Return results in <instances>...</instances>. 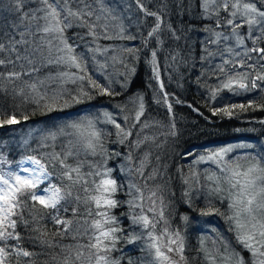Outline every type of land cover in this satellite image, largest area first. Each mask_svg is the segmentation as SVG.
Instances as JSON below:
<instances>
[{
    "label": "snow or ice",
    "instance_id": "obj_1",
    "mask_svg": "<svg viewBox=\"0 0 264 264\" xmlns=\"http://www.w3.org/2000/svg\"><path fill=\"white\" fill-rule=\"evenodd\" d=\"M9 2L12 5L10 10L19 14V24H13L12 27L18 28L20 25H24L25 21H28L29 23L35 22L36 29L35 32L28 31L26 26V31L19 33L20 39L9 36L7 45L0 42V52L15 54V60L9 57L0 58V67L7 69L11 65L13 68L10 71H0V90L4 89V82L15 85L16 82L23 81L25 75L31 76V74L38 72L39 69L34 65L37 56H39L42 65L63 66L65 70L42 80H33L31 83L23 81V85L14 87L13 92L25 97V99L31 98L37 105L43 104L46 113L82 103L85 98L91 100L94 98L93 91L98 95L112 96L117 94L111 89L112 80H108L107 85H103L93 79L92 75L88 73V62L85 59L86 54L91 53V60L97 65V71L103 72L108 65L107 63H99L96 53L103 55L109 49L97 45L96 47H86L85 53H77L78 45L69 43L70 38L65 35L66 30L75 25L86 28V35L93 38V43L101 35L105 39H111L112 37L107 35L110 21H114L118 17L112 15L113 10L106 6L103 0H94L100 6L99 12L92 8L88 0H51V2L50 0H39L44 7L27 12L24 11L25 0H9ZM73 2L83 6L74 9L71 7ZM135 3L146 15L156 17L157 23L148 33L149 36H153L160 28L159 15L148 11L142 0H135ZM210 6L220 7L229 12V18L226 19L225 23L230 26V34L224 35L221 32H213L215 39H209L207 43H219L221 39L224 41L231 39L235 43V48H225V51L232 54L234 59L224 58V54L219 53L222 63L215 65L212 73L216 76L217 83L214 86L205 85L210 93V99L218 102L223 101L224 97L221 93L225 91L233 96L259 92L256 99H248L246 103H225L222 107L211 108L210 111L213 115L231 117L242 112L264 110V47H259L260 43H264V10L258 8L256 3L243 2V0H220L219 4L217 0H204L205 11ZM37 12H42L43 15L38 16ZM238 20L239 22H237ZM217 23L219 24V21ZM245 26L247 33L242 34L240 29ZM117 27L122 34L124 27L122 25H117ZM205 31L212 32L211 29H205ZM254 32H259V35H254ZM36 33H42L40 43L32 46V42L24 37L26 35L34 36ZM5 35L9 34L5 33ZM119 38L134 39L135 37L121 35ZM78 39L83 40L84 38L78 37ZM246 40H251L253 47H247ZM17 45H28L29 47L24 48L25 54L22 55ZM237 48H242L243 51H237ZM124 51L132 54L136 50L128 48ZM205 52L206 55L201 57L202 60H207L216 55V53L209 52L207 48ZM253 53L256 54L257 59L250 63L249 61L253 60ZM152 58V63L155 65V51L152 52ZM111 59L115 63L118 58L113 56ZM21 60L26 61L32 67L23 71L25 66L21 64L22 71L14 70L16 63ZM119 62L123 64L122 60ZM134 71V68L129 69V74ZM156 76L159 78L158 71H156ZM50 82L57 84V87L49 90L48 84ZM68 83L77 85L74 90L75 95L64 87ZM160 87L163 89V83ZM167 95L164 93L165 103H167ZM65 96L68 98L66 99ZM138 99L140 103L134 116L136 122H139L144 114L142 97ZM171 107L172 105L168 104L169 110ZM18 114V109L8 114L0 107V127L19 124L21 121L17 119ZM103 115L106 121L113 124L117 129L118 142L120 144L125 143V140L132 135L131 129L126 130L122 127L109 112L105 111ZM22 119L26 121L29 117L23 115ZM124 120L128 121V117L125 116ZM147 126V124L144 125V127ZM132 127H135V124ZM65 129L71 131H65ZM103 135L97 129L95 121L83 118L67 123L64 127L49 132L47 136L42 138V140L55 141L58 136L71 137L67 147L62 152L48 154L49 164L54 168L57 165L60 166V178L62 181H68L67 185L59 186L56 183H51L53 173L49 171L48 165L33 156L25 158L32 167H24L23 162H21V166L15 171H0V264H7L8 258L13 254L17 257V264H21L20 257L31 258L34 255L33 252L26 250L19 243L22 237L16 231L18 220L25 227L29 226V221L22 219L25 198L32 202L33 209L39 205L41 211L57 213L51 219L56 225L61 226L62 230L54 233V235H64L70 230L73 223L72 220L62 218L59 215L64 203L77 205L71 208L74 216L78 214L81 203L87 206L85 211L87 217L91 219L90 221L86 219L85 223L91 229L90 239L92 242L86 246H81V248L86 247L88 255L85 257L83 250H77L73 256L72 252L69 251L62 264H76L77 261L83 264L84 260L87 261V264H119V261L110 259V253L115 250L117 242L120 240L119 233L123 231L118 226L117 217L111 214V210L119 206V202L113 198L118 190V185L111 176L112 169L105 167V159L102 164L90 165L94 170L85 174L81 170L82 163L73 166L67 162L70 158L79 155L81 149L86 153L92 155L99 153L107 158L109 153L104 148ZM144 139L147 140L148 138L145 137ZM142 143L144 140L137 141L136 146L139 147ZM236 147L252 148L254 146L250 144L230 145L209 152L207 155H200L194 161V163L209 161L217 166L216 172L207 175L206 179L215 184L211 192L226 193L224 199L228 201V208L231 212V215L220 213V210L213 208L211 201H209L208 209L206 211L201 210V214L208 215L215 212L225 215V219L230 225L229 231L235 234L236 241L242 245L243 249L249 251L254 257L250 264H264V153L255 155L249 153L235 159L228 158V154ZM191 154L189 153V155ZM128 159L131 160L132 157L129 155ZM143 168L144 162L141 161L140 167L136 168L135 172L143 176ZM89 177L91 179H88ZM191 178V181L187 177L184 180V183L189 187L192 186V181L199 183V173L196 171H191ZM45 182H48L47 186L42 187ZM77 185H79L78 191L84 193L83 197L79 194H73V189ZM131 187L135 189L138 195L134 196L133 201H129V204L133 207H140L143 213V205L134 203L136 200H144L143 191L135 184ZM184 195L188 196L189 192L186 191ZM156 197L155 191L150 192L148 199L153 206L156 205ZM159 200L161 207L158 212V219L156 218V208L150 207L148 211L154 214L151 218L147 214H141L133 216L132 221L148 230L149 243L147 248L152 256L153 264H186L184 237L179 230L170 231L169 227L166 226L168 221L164 214L163 196H160ZM68 210V208H63L64 212ZM183 219L187 221L188 217L184 216ZM161 221L165 226L157 232V225ZM32 230L39 233L35 237L37 242L47 244L48 247L53 246L45 239L48 235L46 230L40 228ZM136 239L139 237L134 236L127 242L132 243ZM8 241H16V243L9 246ZM212 243L214 248L208 249L205 247V241L201 240V251L204 252L205 264H249L240 253L230 249V245L223 237ZM217 244L219 247H216ZM53 259L55 260V257ZM23 264H33V262L29 259ZM128 264H132L131 260Z\"/></svg>",
    "mask_w": 264,
    "mask_h": 264
},
{
    "label": "trees",
    "instance_id": "obj_2",
    "mask_svg": "<svg viewBox=\"0 0 264 264\" xmlns=\"http://www.w3.org/2000/svg\"><path fill=\"white\" fill-rule=\"evenodd\" d=\"M51 2V0H50ZM39 0H25L26 7L24 11H35L39 9ZM77 5V4H76ZM12 5L9 0H0V42L7 45L9 36L15 39H20L19 33L26 31L35 32L36 23L25 21L24 25H20L18 28H13V24H19V14L10 10ZM175 10L180 13H176L173 16L175 19L172 23L174 26L183 27L186 32L182 29L179 30L178 39H170L171 47L174 52H181V57L178 63H175V69H172V62L166 60V56L162 49L158 51V73L159 78L156 79L151 67L149 65V53L147 56H143L142 50L144 49L143 38H140L142 28L140 31L134 26L128 28L129 36L135 37L134 39H126L125 43H129L131 49L136 51L131 55V59L135 57V63L138 66V74L135 76H119L118 80L114 75L111 66L108 65V74L110 80L113 81L111 85L112 91L117 93L116 95H98L95 91L92 92L93 99H84L82 103L73 104L71 107L63 108L62 110L53 111L46 113L43 104L37 105L31 98L25 99V97L17 95L13 92L14 87L23 85V81L31 83L36 79H45L48 76H54L57 72L64 71L65 68L62 66L60 69L50 68L53 65H42L41 59L37 56L35 67L39 69L38 72L31 74V76L25 75L23 81L16 82L15 85L4 82V89L0 90V107H2L6 113L11 114L13 111L18 109V118L22 119L23 115L29 117L28 120H23L19 124L5 125L0 127V171H15L21 162L26 157L33 156L41 159L49 167V171L53 173L51 183H56L59 186L68 184V181L61 180L59 171L60 166L57 165L55 168L52 167L48 162V154L54 152H62L68 145V136H58L55 141H50L44 144L45 140H42L44 136H47L49 130H45V134L37 132L41 126H52V130L64 127L67 123L72 121H79L83 118L91 119L94 121L96 113L100 114L101 110L109 112L116 122L121 124L126 130L131 129L132 135L129 136L125 143L120 144L118 142L119 137L116 135L117 129L115 126L106 121V118L97 120L96 127L104 135L102 137L104 148L109 153L107 158L90 153L84 152L82 149L79 151V155L70 158L67 162L75 166L77 163H82V172L88 173L94 169L90 165H99L104 163L106 159L105 167L112 169L111 176L116 180L118 190L114 194L113 198L119 202V206L111 210V214L117 217L118 226L123 229L120 235V240L117 242L115 250L110 253V259L119 261V264H128L131 260L132 264H142L140 259L132 258L127 253L128 246L136 244L128 243V239L132 237V230L134 229V223L132 217L138 215L135 210L136 207L130 206L129 201H133L134 194L133 188L129 186L131 181L128 173V156L129 152L134 155V160H139L145 164H149L145 175L147 178L150 177L149 171L153 170L156 163L160 161L159 173L165 175V182L168 187H160L161 192L165 195L168 194V198L174 200V202L167 208V216H171L175 213V207L177 206V219L171 223L168 222L166 225L170 231L176 228H183L178 217L183 213L187 212L182 208V201L186 197L184 193L190 192L188 196L194 197V194H198V191L206 189V182L204 181L203 173L199 174V183L192 181V186L184 183L187 177L190 181L192 169V161L199 153L208 151L210 148L219 147L233 142L241 140H264V110H255L242 112L238 115L231 117L213 115L211 108L222 107L223 104H218L217 101L210 99V93L205 85L214 86L215 83L213 78H216L209 71L208 65L205 66V60H202L203 50L201 49V40L204 20L201 11L200 0H182V3L175 5ZM37 15H43L42 12H37ZM173 14V12H172ZM191 17V18H189ZM202 31V32H201ZM8 33L9 35H5ZM83 33H86L85 28L73 26L68 28L65 35L69 37V43L78 44L77 53H85L86 46L84 41L78 39L82 37ZM148 33H143L146 35ZM38 34L34 36L26 35L24 38L32 42V46L40 43L37 40ZM98 40L106 41L104 38ZM153 44L158 45L156 40L152 41ZM162 48V42L158 45ZM20 49L21 54L24 53V48L29 47L28 45H17ZM148 47V46H147ZM146 47V48H147ZM167 52V50H166ZM9 57L15 60V54L8 52H0V58ZM170 57V56H169ZM85 59L88 62V73L92 75L93 79L97 82L107 85L108 80L106 77L108 74L97 71V65L91 60V55L86 54ZM101 59L97 58L99 63ZM23 64L25 67L23 71L32 67L27 64L26 61L21 60L16 63L14 70L22 71L20 65ZM106 69V70H107ZM13 70L12 66L9 65L7 69L0 67V71ZM204 73L205 78L202 77ZM128 80H131L130 82ZM163 83L164 87L161 89L160 85ZM57 84L49 83V90L56 88ZM69 91L75 95V89L77 85L68 83L64 85ZM43 91V89H42ZM164 93H167V103H165ZM142 97L144 104V114L141 116L139 122H132L129 118L130 114L138 110V105H135L136 100ZM67 99L68 97L65 96ZM257 97H251L256 99ZM179 101V102H177ZM246 103V102H236ZM168 104H171V110L168 108ZM225 104V101H224ZM198 110V111H197ZM35 113V114H33ZM128 117V121L124 120V117ZM248 120L255 119L249 125L241 123L236 119ZM58 120V121H57ZM135 124V127L132 125ZM147 124V127L144 125ZM54 125V128H53ZM65 131H71L65 129ZM31 133V134H30ZM175 133V134H173ZM148 139L145 140L144 138ZM144 140V143L136 146V142ZM27 141V143H25ZM118 153V154H117ZM189 153H192L189 155ZM147 154V158L145 159ZM124 174V177L122 176ZM138 177V173H134ZM88 179H91L89 177ZM158 181V179H157ZM48 184V182H47ZM44 185H42L43 187ZM47 186V185H46ZM79 190V185L73 189V194H79L81 197L84 193ZM159 188L156 190L157 197V209L159 210ZM204 192L198 194L204 199ZM226 200V199H224ZM224 202V201H223ZM23 220L29 221V226L25 227L19 220L17 223L16 231L20 233L22 239L19 242L26 250L31 251L34 255L31 258L20 257L21 264L24 261L31 259L33 264H62V261L68 252L71 251L73 256L77 250H83L85 257L88 255V249L84 246L83 241L88 240L87 244L90 243V237L92 234H88L86 230L88 224L85 223L84 217L87 216L85 211L86 205L81 203L77 215H73L71 212L72 207H76L75 204L64 203L59 215L62 218L70 219L73 221L70 230L64 235H54L58 231H61V226L56 225L51 219L53 215L57 213L52 211H41L40 206L37 205L36 209L32 208V202L28 199H24ZM197 210H201L202 202H198ZM221 207L218 209L220 213L227 214L228 208L223 210L226 204L221 203ZM179 206V208H178ZM63 208H68L67 212L63 211ZM140 211V210H139ZM191 215L193 216L194 211ZM145 210L143 208V213ZM35 217V219H33ZM77 218L83 221L84 232L77 233L74 222ZM224 228L229 231V223L225 219V215H221ZM90 221V217H88ZM168 221V220H167ZM193 220L191 219L192 226ZM160 228H157V232L164 227V223L158 224ZM40 228L46 230L48 235L45 237L53 246L48 247L47 244H41L35 240V237L39 234L34 232L32 229ZM82 231V230H81ZM199 232L196 231L194 226L191 227L189 233H185L186 246L184 248V256L186 257L189 264H205L204 257L202 256L199 247ZM233 237V236H232ZM233 237V242H234ZM136 243L139 240L135 241ZM16 241H8L9 246L15 244ZM85 245V246H86ZM242 255L245 261L250 262L254 259L252 254L241 248L236 247ZM55 257V260L53 259ZM7 264H17V257L13 254L8 258ZM76 264H81L77 261ZM83 264H87L84 260Z\"/></svg>",
    "mask_w": 264,
    "mask_h": 264
},
{
    "label": "rangeland",
    "instance_id": "obj_3",
    "mask_svg": "<svg viewBox=\"0 0 264 264\" xmlns=\"http://www.w3.org/2000/svg\"><path fill=\"white\" fill-rule=\"evenodd\" d=\"M89 3H91L92 8L97 9V12H99V5L96 4L94 2V0H88ZM104 4L106 6H108L109 8H111L112 11V15L118 17V19L114 20V21H110V28L109 31L107 33V35L111 36V39H106V41H101V40H96L95 43L92 42L93 38L90 36H87V29L86 33H83L82 37L85 39V41L83 42L84 45L86 47H96L97 45L100 46L101 48H108L109 51L105 54H100V53H96V58L101 59L100 61L102 63H107V65L111 66V69L114 73V75L116 76L117 79H113V80H120L119 79V75H125V76H135L136 74H138V66L135 63V57H133V59H131V55L130 53L124 51V49H128L130 48L129 43H125L126 38H119L121 35H123L124 37H128V28L131 27L130 25H134L139 31V28H142L141 33L139 35L140 38H143V42L145 44L144 49L142 50V54L143 56H147L149 53V65L151 67V70L153 71V74L155 76L156 79V71L157 67H158V51L160 49H162V51L164 52L165 56L167 57L166 60H168L169 62H172L173 66L172 69H175L176 67L174 66L175 63H178L179 57H181V52H174L172 47H171V43H170V39H178L179 37V30L182 29L183 31H185V29L183 27L180 28V26H174L173 24H170L169 22V16H165L164 13H171L173 12L174 6L182 3V0H142V2L144 3L145 7L148 9V11L150 12H155L159 15L160 17V28L158 29V31L153 35V36H149L148 34L143 35V33H149L153 27H155L156 23H157V19L155 16H148L146 15L143 11H141L139 9V7L136 5L135 0H103ZM220 0H217V3L219 4ZM243 2H252V3H256V6L258 8H260L261 10H264V0H243ZM77 3L73 2L71 4V7L78 8V7H82L83 5H76ZM204 4V0H201V9L203 7ZM44 5H42L41 3H39V9L43 8ZM205 11V9H204ZM217 13H219V15H217ZM205 15L208 19H212V20H216L219 21V25L217 23V27L220 26V28L222 29V31H219L218 29H216L215 25H211L210 28L212 30V32L209 31H204L203 32V46H202V50H203V56L206 55L205 49L207 48V50L209 52L212 53H216V55L209 57L207 60H205V66L208 65L209 67V71H213L215 68V65L222 63V58L219 55V53H223L224 54V58L227 59H234L232 57V54L227 53L225 51L226 47H234L235 48V43L234 40H228V41H224L223 39L220 40L219 43H207V41L209 39H215V36L213 35V32H221L224 35H229L230 34V26L226 25L225 21L227 18H229V12L224 11L222 8L220 7H212L210 6L207 11H205ZM38 16H42L39 15ZM239 22V20L237 21ZM42 23V21H41ZM117 25H122L124 27V32L121 34L119 32V27H117ZM84 28V27H83ZM240 32L242 34H246L247 33V27L245 26L244 28L240 29ZM37 40L40 41V37L42 35V33H37ZM254 35H259V32H254ZM103 38V35L100 36V38ZM105 39V38H104ZM153 40H156L158 42V45H160V42H162V48L158 45L155 46V44L152 43ZM248 41L251 40H246V46L251 48V46L248 45ZM252 42V41H251ZM55 43V41H54ZM78 45V44H76ZM253 45V44H252ZM148 46V47H147ZM147 47V48H146ZM167 50V52H166ZM237 51H243L242 48H237ZM77 51V49H76ZM155 51L156 52V64L153 65L152 63V52ZM90 55H92L91 53H89ZM253 55V60L249 61L250 63L254 62L257 57L255 53L252 54ZM116 56L118 59L117 61L114 63L111 59V57ZM170 56V57H169ZM123 61V64H121L119 61ZM59 68L62 66H50V68L54 69V68ZM108 68V67H107ZM106 68V69H107ZM134 68L135 71L131 74H129V69ZM207 68V66H206ZM104 70L102 73L107 74V70ZM246 71V69H243ZM119 74V75H117ZM108 78V77H106ZM129 82L131 80H128ZM214 83L216 84L217 81H214ZM221 95L224 97L223 101L218 102V104H224L225 103H236L238 101L240 102H247L248 99H251V97H258L259 96V92H253V93H247L243 96H233L228 92H223L221 93ZM215 102V101H214ZM139 103L140 100L137 99L135 102V105H138L139 107ZM132 111V114H130L129 118L132 120V122H135L134 120V116H135V112ZM104 110H101V113L98 114L96 113L95 115H93L94 117V121L97 120H101V117L104 118ZM58 121V120H57ZM54 128V125H53ZM49 130V132H52L54 130H52V126L48 125H44L41 126L40 129H37V132H41L43 134H45V130ZM57 130V129H56ZM51 140H45L44 144L49 143ZM241 144H250L253 145L254 147L252 148H239L236 147L233 149V151L231 153L228 154V158L231 159H235L236 157L239 156H243L246 154H257V153H264V140L262 139H257L255 138L254 140H242V141H238V142H233V143H229L226 145H222L220 147H214V148H210L208 149V151H203L201 153H199L192 161L191 165H192V169L194 171H196L197 173L200 174V172L203 173L204 176V181L206 182L207 187L209 188L210 191H205L206 194L209 195V199L210 201H214V199H217L220 203H225L226 206L223 207L224 209L228 208V201L224 200V197L226 196V193H219L216 194L214 192H211V189L215 187V184L212 181H209L206 179V176L209 174H212L213 172H216L217 170V166L209 161H205V162H201V163H194V161L197 160V158L200 155H207L209 152L212 151H216L219 150L220 148H224V147H228L230 145H241ZM129 155L132 157L131 160H128L127 163V167H128V171H129V176L131 181H129V186L131 187V185L135 184L137 187H139L144 194V200L140 201V200H136L134 201V203L136 204H142L143 208L145 210L144 214L149 215V217L151 218L154 214L152 212H149L148 209L150 207H155L157 210V219L158 217V212L159 210L157 209L156 205H152L151 202L149 201L148 197L150 195V192L155 191L159 188V185H161L160 181L163 180L165 178L164 174H160L159 173V169H160V161L158 163H156L153 167L152 171H149L150 177H154V178H147V176L145 175L146 170L149 166V164H145L144 168H143V172L144 175L141 176L138 174V177L135 176V169L140 167V163L139 160L142 157H139V159L137 161L134 160V155L129 152ZM24 167H32V165L29 162H24L23 163ZM122 176L124 177V174L122 173ZM158 179V181H157ZM47 182H45L43 187H46ZM132 188V187H131ZM134 194H136L135 196L138 195V193H136L135 189L133 188ZM163 200H166L163 198ZM172 203L174 202V200H171ZM224 201V202H223ZM167 207L169 206H164V210L167 209ZM138 209L135 210V212L138 215L142 214L141 208L140 207H136ZM140 210V211H139ZM79 211L82 213L83 211H81V209H79ZM165 214V218H166V213ZM228 215H231V212L227 211ZM80 218H77L74 222V225L76 227V232L77 233H82L84 232V223L82 220H79ZM88 219V217H84L83 220ZM91 219V218H90ZM162 223L163 221H161V227H162ZM224 225V224H223ZM72 226V225H71ZM222 223L220 221H215L212 225H207L205 222L201 221L200 223V227L202 229V239L205 241V247L208 249H213L214 245H213V241H218L219 238L223 237L228 244L230 245V249L240 253L239 250L236 248L237 246H240L242 248V245H240L236 239H235V234H230L227 232H224L221 229ZM157 228H160L159 225H157ZM82 230V231H81ZM86 230L88 231V234H92L91 229L87 226ZM147 231L142 228V226L134 224V229L132 230V237H139V239L134 240L131 244H136L139 249L142 251V253H139V258H140V262L142 264H153L152 262V256L150 254L149 249L147 248V244L149 243L148 238H147ZM234 237V242H233V237ZM131 237V238H132ZM139 240L140 242H135ZM88 240H84V246L87 244ZM92 241L90 240V243ZM89 243V244H90ZM216 247H219V244L216 245Z\"/></svg>",
    "mask_w": 264,
    "mask_h": 264
}]
</instances>
